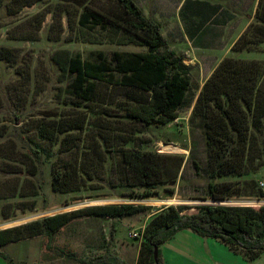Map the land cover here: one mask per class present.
Wrapping results in <instances>:
<instances>
[{"label": "rangeland", "instance_id": "rangeland-1", "mask_svg": "<svg viewBox=\"0 0 264 264\" xmlns=\"http://www.w3.org/2000/svg\"><path fill=\"white\" fill-rule=\"evenodd\" d=\"M134 1L147 17L160 23L168 47L175 49L179 55L185 54L183 56L186 59H192L195 52L188 45L184 48L181 42L184 36L183 41L188 43L183 29L185 24L189 25L183 17L185 2ZM213 1L222 4L234 19L224 29L221 43L219 36L223 33L212 41L206 39L209 46L204 49L207 64L214 63L222 56L241 31L242 25L239 24H245L248 16L252 15L256 2ZM200 2L214 4L209 0ZM260 2L258 0L254 9L253 22L259 14ZM7 3V0H0V47L15 49L18 64L8 67L0 59V128L4 127L0 130V230L94 206L131 204L148 206L150 210L124 219L78 218L54 235L52 240L46 234L22 238L0 246V264H79L76 258L88 260L107 250L128 264H137L143 257V232L152 216L171 205L177 208L188 207L185 213L193 214L201 205L217 204L208 199V187L212 180L208 168L204 126L201 119L193 114L194 104L192 107L186 105L182 108L179 117L167 125H127V132L132 127L137 130L132 133L134 138L128 144L129 148L143 147L162 154L185 156L180 178L176 182L156 185L151 197H142L145 189L126 184L120 174V142L114 140L113 136L105 139L99 126L102 122L109 121L115 131L108 133H118L125 112L116 105H111V102H86L66 94L65 89L70 80L62 75L58 63L62 53H81L85 58H93L95 52L102 51L110 58L116 51L146 50L142 46H118L106 39L103 44H92L83 42L79 37L77 21L83 11L82 4L87 3L104 13H111L120 8L118 2L38 0L33 6L21 10L17 8L19 11L13 14L7 11ZM248 28L249 26L242 34ZM36 30L39 32L37 40L9 39V35L20 37ZM248 36L255 40L261 38L258 33L255 34V28L248 31ZM230 57L264 63V43L256 45L254 51H232ZM18 71L29 72V81L22 78ZM192 80L194 85H201L197 66L192 68ZM47 113L55 115L57 119L85 117V131L76 132L78 139L62 148L42 140L34 127L36 121L45 119ZM17 115L20 116L19 120L15 118ZM64 137L65 135L60 136V140ZM36 146L42 149V154L54 151L55 156L50 162L44 158L39 160L32 150ZM179 148L183 151L176 152ZM23 154L29 155L28 158L22 157ZM7 155H14V160L7 159ZM54 161H58L56 170L62 171L67 167L80 171L83 178L80 190L62 193L53 190ZM250 179L256 180L264 191V166L255 174L243 177L229 175L218 179L216 183L233 182L241 185ZM248 202L262 204L264 199L237 197L228 204L244 206ZM133 232L139 233L140 237L131 238L130 233ZM251 264H264V254Z\"/></svg>", "mask_w": 264, "mask_h": 264}, {"label": "trees", "instance_id": "trees-1", "mask_svg": "<svg viewBox=\"0 0 264 264\" xmlns=\"http://www.w3.org/2000/svg\"><path fill=\"white\" fill-rule=\"evenodd\" d=\"M7 1L10 14L38 2ZM116 1L120 8L111 13L82 4L83 11L77 21L79 37L83 42L92 44H103L106 39L118 46L135 45L146 50L116 51L110 58L102 51L95 52L93 58H85L81 53H62L58 59L60 71L70 80L65 93L86 102H111L125 112L118 133H108L115 131L109 121L99 126L105 139L113 136L120 142V174L126 184L145 189L142 197H151L156 185L176 182L180 178L185 156L162 154L143 147L129 148L128 144L134 138L132 133L137 130L132 127L133 130L127 132V125H167L179 117L182 108L194 104L193 114L201 119L204 126L212 180L208 187V199L217 203L201 205L193 214L185 213L188 207L171 206L152 216L143 232V257L137 264H166L160 247L183 230L219 241L233 253L242 255L247 262L257 260L264 254V206L221 203H228L237 197L261 200L264 199V191L253 179L241 185L216 181L229 175L243 177L255 174L264 166V63L226 57L200 88V85H194L192 68L185 63L184 56L168 47L160 23L147 17L134 0ZM263 6L264 0H261L260 10L263 8V12L259 10L256 23L252 22L238 38L232 47L233 52L254 51L256 45L264 43ZM254 28L260 40L248 36V31ZM38 38L37 30L20 37L9 35V39L14 41ZM0 59L8 67L18 64L16 50L9 47H0ZM18 73L29 81V72ZM15 118L19 120L20 116ZM85 125L86 119L82 116L57 119L47 113L45 119L36 121L34 128L42 140L62 148L75 142L78 139L76 132H84ZM62 135L65 137L60 140ZM32 150L39 160L44 158L50 162L55 156L54 151L42 154L39 146ZM175 151L183 150L179 148ZM28 156L22 155L24 158ZM6 158L14 160V155H7ZM57 163H52L53 190L58 193L80 190L83 179L80 171L67 167L62 171L56 170ZM148 210L150 207L144 205H104L61 213L0 230V246L42 234L52 240L54 235L78 218L124 219ZM155 247H158L157 263ZM68 257L71 258L70 255ZM75 260L79 264H128L110 250L88 260Z\"/></svg>", "mask_w": 264, "mask_h": 264}, {"label": "crops", "instance_id": "crops-1", "mask_svg": "<svg viewBox=\"0 0 264 264\" xmlns=\"http://www.w3.org/2000/svg\"><path fill=\"white\" fill-rule=\"evenodd\" d=\"M209 1H212L214 4L208 2L201 3L200 0H183V3L185 2L183 17L189 22V25L185 24L183 27L188 43L183 41L184 36L181 42L184 48L188 45L195 54L197 52V55L192 54V59L188 60L186 59L187 57L184 58L185 63L191 66V68L197 66L199 77H201L200 88L203 87L218 65L226 57H230L233 45L244 30L253 22L254 9L258 2L256 0L253 13L251 16H248L247 22L239 24L242 25L241 31L223 52L222 56L216 59L214 63L207 64V56L204 49H207L209 46L206 44V39L212 41L223 33L219 36V42L221 43L224 29L228 28L234 19L233 15L222 7V4L213 0ZM172 50L176 51L175 49ZM183 55L185 56V54ZM160 249L166 264H251L254 262H247L242 255L233 253L221 242L203 238L191 230L180 231L173 239L163 244Z\"/></svg>", "mask_w": 264, "mask_h": 264}, {"label": "built area", "instance_id": "built-area-1", "mask_svg": "<svg viewBox=\"0 0 264 264\" xmlns=\"http://www.w3.org/2000/svg\"><path fill=\"white\" fill-rule=\"evenodd\" d=\"M229 203V202H228ZM228 203H221V204H227V205H234V204H228ZM256 204H251L250 202L246 203V205L244 206H264V202L262 204H260L261 202H255ZM242 204V203H241ZM111 205H114V204H111ZM131 205V204H130ZM104 206V205H103ZM166 206H170V205H166ZM173 206V205H171ZM239 206V205H237ZM66 213V212H65ZM130 237L133 238V239H138L140 237L139 233L137 232H133V233H130Z\"/></svg>", "mask_w": 264, "mask_h": 264}, {"label": "water", "instance_id": "water-1", "mask_svg": "<svg viewBox=\"0 0 264 264\" xmlns=\"http://www.w3.org/2000/svg\"><path fill=\"white\" fill-rule=\"evenodd\" d=\"M61 214V213H60ZM54 216V215H53ZM50 217V216H48ZM154 257H155V261L156 263L158 262V247H155V250H154Z\"/></svg>", "mask_w": 264, "mask_h": 264}]
</instances>
